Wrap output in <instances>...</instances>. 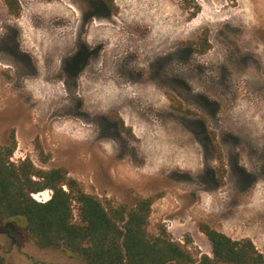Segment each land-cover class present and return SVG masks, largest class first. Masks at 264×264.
<instances>
[{
  "label": "rangeland",
  "instance_id": "obj_1",
  "mask_svg": "<svg viewBox=\"0 0 264 264\" xmlns=\"http://www.w3.org/2000/svg\"><path fill=\"white\" fill-rule=\"evenodd\" d=\"M19 3L0 0L10 160L64 167L113 205L154 197L150 233L196 257L212 255L202 224L264 253V0ZM25 225L0 224L9 264H86Z\"/></svg>",
  "mask_w": 264,
  "mask_h": 264
},
{
  "label": "trees",
  "instance_id": "obj_2",
  "mask_svg": "<svg viewBox=\"0 0 264 264\" xmlns=\"http://www.w3.org/2000/svg\"><path fill=\"white\" fill-rule=\"evenodd\" d=\"M103 1L117 12L115 0ZM4 2L19 15V0ZM15 147V141L0 146V224L25 218L27 233L41 247L62 250L86 264H264V253L252 239H234L207 224L200 229L212 255L196 257L164 227L150 233L154 197L138 198L132 207L106 203L64 167H37L29 158L11 161ZM46 190L51 191L47 200L34 197ZM0 264H9L2 254Z\"/></svg>",
  "mask_w": 264,
  "mask_h": 264
},
{
  "label": "built area",
  "instance_id": "obj_3",
  "mask_svg": "<svg viewBox=\"0 0 264 264\" xmlns=\"http://www.w3.org/2000/svg\"><path fill=\"white\" fill-rule=\"evenodd\" d=\"M50 192H51V191H48V192H47V194H48V195H47V199L51 196V195H50ZM34 197H35V196H34ZM35 198H36V197H35ZM37 199H38V200H47L46 198H44V199H39V198H37Z\"/></svg>",
  "mask_w": 264,
  "mask_h": 264
},
{
  "label": "flooded vegetation",
  "instance_id": "obj_4",
  "mask_svg": "<svg viewBox=\"0 0 264 264\" xmlns=\"http://www.w3.org/2000/svg\"><path fill=\"white\" fill-rule=\"evenodd\" d=\"M101 1H102V3L104 4V6H105L110 12L114 13L113 11H111V10L108 8V6L104 3L103 0H101Z\"/></svg>",
  "mask_w": 264,
  "mask_h": 264
}]
</instances>
